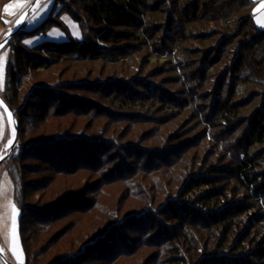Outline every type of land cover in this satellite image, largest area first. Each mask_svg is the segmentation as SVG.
I'll return each mask as SVG.
<instances>
[{
    "label": "trees",
    "instance_id": "obj_1",
    "mask_svg": "<svg viewBox=\"0 0 264 264\" xmlns=\"http://www.w3.org/2000/svg\"><path fill=\"white\" fill-rule=\"evenodd\" d=\"M155 1L154 6H149V1L146 2L145 0L66 1L63 3L66 10L69 8L68 3L75 5L78 10L77 13L74 12L75 14L69 11L70 15L81 26L89 24V27L95 30L94 41H90L89 37H85V39L80 41L70 38L62 43L45 41L30 46L28 50L38 52L40 56L35 58L30 56L32 58L22 62L24 67L20 69L24 70L25 68L26 71L39 70L44 65V55L49 57L48 59H58L68 56L71 59L76 57L77 59L87 60L97 59L98 57L101 59L104 58L103 60H106V63L109 61V63L115 65L119 61L121 63L125 61L122 60L123 57L121 56L118 59H114L115 53H139L141 50H136L137 48L144 49V47L150 46L149 50H151L152 55L146 60V63L151 65L159 63L166 64V72L164 74L172 75L173 79H170V76L163 78L161 81H165L166 83L159 85L153 80L155 75L149 78L144 76V68L139 62L140 60H135L133 64L128 66L125 72L119 75V78L115 77L117 79L116 86H122L125 88V92L127 90L129 91L130 95L127 96L128 98H119V105L123 107L122 109H137L142 107L136 103L138 97H141L145 99V102H152L157 107H163L167 102H170L169 105L177 108L175 111L178 110L181 114L185 109L191 110L192 108L193 110L194 106L192 101L194 98L190 95L189 91L191 90L185 86L186 83L184 82L187 78H192L193 81L197 79L195 77L197 70H189L193 69L196 65L193 64L190 58L188 59V57H195V53L192 52L194 49L190 47L191 42L193 40H196L198 43H203L204 41L210 42L209 35H214V32L212 31V34L210 32H203V34L205 33L204 38H200L203 34L198 35L193 28L196 25L200 26L203 24L204 21H202L201 16L199 18L198 15L191 16L189 14L188 16L190 18H186L185 22H183V20L176 16L178 11L176 4H179L178 2H174L173 4V0ZM237 1L246 9L247 14L239 18L241 24L248 22L245 28L240 29V27H236L235 34H230L228 30H230L231 24L228 22H218L217 26H220L224 30V33L219 37V41H217L218 43L214 46H208L207 49H204L206 44L195 45V48L205 52L203 58L204 66H206L205 64L208 63L207 61L210 60L211 56L214 57V61H212L213 65L208 63L211 64L208 68L211 71V69L215 68V64L221 62L224 56L223 54H228L226 45L234 41V39L238 40V48L236 50L237 59L234 63L224 66L220 78L214 83L215 85L212 84L211 91L204 93L205 95H209L208 98L212 101V109L209 112L207 111V113L204 111V114L198 110L202 118L199 117L198 112L193 114V117H195V127H198L196 131L200 133L197 136L196 141H198V144L196 146L199 145L200 140L210 141L214 143L213 151L205 152L201 158L198 155L195 159L182 163L181 170L172 177V182L165 183L164 180L163 183V181L154 180L150 181L149 185L140 186L134 183L131 184L135 188L134 192L132 188H129L131 196L139 204L132 213L126 216L129 217L131 215L134 217L132 218L133 226L131 229L137 230L139 233L153 232L158 233L162 237H167L165 232H159V227H164L168 223L177 222L179 224L178 228L180 231L175 230V234L173 236L171 235L169 241L172 242L173 238L181 243V246L178 245L176 249L177 252L179 251L178 254L181 255H176V257H180L177 264H264V153L260 156V152L252 150L255 145L264 143V120L259 119L258 115L261 113H258L256 114L257 116H254L257 117L256 119L252 118V122L246 132H237V128L242 123L238 124V126L236 125L239 117H241L239 116V108L243 106V103H241L242 99L235 100L232 103L234 97L237 96V93L235 94V90L233 89H231L232 95L234 94L232 98L225 99L223 96L226 83L231 82L232 76L234 75L237 76L236 80H239L242 84V90L237 92L242 93L244 91L245 93L247 91L245 87L253 81H255L254 83H264V30L260 29L254 20L253 12L258 1ZM218 2L219 0H205L201 6L209 11ZM2 5H0V18ZM195 5H197V2ZM239 11L236 10L235 13H243ZM163 12L165 13L164 18H155V28L149 27L146 29V31H151L148 32L149 35L146 32L143 33V30L141 32L137 31L139 24L142 22L144 24L147 15H156ZM188 26H190V29ZM42 27L46 28V26ZM216 28L213 29L217 32L221 30ZM22 33L25 34L26 32L21 29L6 44V46L11 47V52L7 62L6 85L2 98L15 112L18 123V141L15 150H22V152L14 155L12 160L19 161L25 158L27 159L31 157L30 154H26L25 151L27 149L40 147V151H46L42 154L38 153L40 155L38 159L43 164L51 166L52 169L61 175H66L68 172H72V174L77 173L76 171L78 169L75 168H78V166H80L82 171L89 166V163L92 164L93 162L96 165L95 155L90 149L93 147L95 151L97 150L95 148H99L97 153L103 155V151L106 149L105 145H115L113 141L116 140H106V134L99 133L94 138L89 137V140L88 137H85L87 135L84 134V131L72 133L68 129L65 131L56 130L49 135L31 138L27 144H21L23 135L22 121L20 120L19 110H16L19 94L15 89L19 87V80L26 72L20 73L19 64L14 65L12 57L19 53L20 49L14 44V41L19 37L23 38L24 34ZM159 33L162 35V39H164L162 44L163 48L166 45L172 44L169 50L160 48V43H156L155 37ZM144 36L148 38L147 43L150 41V44H145L146 39H143ZM231 53H235V51ZM245 59L253 63L251 64L250 70H246L247 72L241 74L236 70L235 66H237V62L239 61L237 68L240 70V61H245ZM18 62L21 63V60L19 59ZM187 70L188 72H185ZM69 81L70 83L66 85L59 84L50 86V84L42 83L38 87H42L40 91H50V89L55 88L72 89V87L73 89H84L85 84L82 79ZM73 83L78 84V86H73ZM87 83H92V81L87 80ZM134 83L137 84L136 87H141L143 91L138 90L140 92H134L130 87V84ZM175 84L181 87L177 91L181 92L183 96L179 97L178 93H174ZM165 85L169 89L165 88ZM117 89L122 90V88ZM90 91L98 93L99 89ZM200 91L198 90V93ZM101 95L104 96L106 94L103 93ZM47 96H49L48 93L45 97ZM114 97L117 98L118 94ZM62 98H65V101L71 100L69 95L62 96ZM202 100L205 101L202 106H205V110H207L209 104L207 100L203 98L199 99L200 102ZM70 110H67L66 113L69 114L71 111H74ZM260 110L262 112L264 108ZM134 115L141 116V114ZM46 117L44 116L41 121L44 122ZM218 128L220 129L219 131ZM169 137L162 138L163 140L160 139L161 142L158 144V150H144L147 153L148 160L145 161L144 158L137 157L141 160L139 164L142 162L146 163L143 169L138 171V167H126L121 162L120 165L115 167L117 170L114 175H119L118 173L120 171L121 173L127 171L131 174L130 177L137 176L140 172L145 175H150L154 171L160 170V167L155 168L153 164H155L158 158L162 159L166 156V151H163L164 149H176L174 151L179 150L178 152L183 151L184 153H188L192 147L196 148V146H192V142H188L179 147L177 144L181 140L179 136L167 144L166 142ZM81 141L86 142V145L85 143L80 144L79 142ZM175 146L177 148H174ZM116 147L118 149L121 146L116 144ZM184 147L186 149L181 150ZM211 157L212 160L210 159ZM18 169L21 171V166L17 164L16 168L14 166L8 172L14 181V202L20 213V234L25 255V264H38L37 261L39 259H42L44 264H66L67 261H73L75 264H79L80 262L85 264L87 260L86 254L90 253L92 248L96 249L99 242L108 237L110 238L111 234L116 232L117 229L114 228L115 223L118 224V221L125 222V219H116L114 224H110L107 221L105 227L98 233L88 237L86 235L78 242L70 244L67 247L65 246L62 249H60V246L58 248L56 247L55 251H58V253L53 254L46 260L47 250L55 241V239L51 238L49 243H44V248H37L35 255V259L37 260L31 262L30 240H34L32 241V245L36 249L39 242H42V238L49 234L48 231L53 227L54 223L64 221V219H67L75 212H86L84 209L87 210L90 207V202L85 199V195L89 193L87 192L89 185H86V183L82 184L80 186L81 190L76 194L71 192L56 194L50 197L49 202H45L44 206L38 205L31 210L30 207L23 204L26 198L23 189L26 187H24L23 176ZM116 177H118L116 178L118 182L127 181L130 178H125L124 176ZM139 187L147 190L148 193L143 195V191L138 190ZM74 195H78L77 197L83 195V198L74 199ZM27 211L30 212L34 220L29 224V228H25ZM198 228L209 233L206 234L205 241L202 243L201 237L197 239L196 236L189 234L190 231H195ZM28 232H30L31 236H26ZM211 241H214L215 244L212 245ZM157 247L160 246L157 244ZM184 248L186 251H184ZM93 253L97 256L102 254L97 250ZM108 258H111L110 254ZM197 260H200L199 263H197Z\"/></svg>",
    "mask_w": 264,
    "mask_h": 264
},
{
    "label": "rangeland",
    "instance_id": "obj_2",
    "mask_svg": "<svg viewBox=\"0 0 264 264\" xmlns=\"http://www.w3.org/2000/svg\"><path fill=\"white\" fill-rule=\"evenodd\" d=\"M66 1L2 0L0 2V5L4 3L2 5L0 18V43L8 36L9 32L12 33L17 25L16 22L20 20L25 11L33 5L32 10L22 26V29L26 33H22L24 34L23 38L19 37L14 41V44L20 49L19 53L12 57L13 64H19L18 67L20 73L26 72L19 80V87L15 89L19 94L16 103V110H19L20 120L22 121L23 135L21 144H27L30 142L31 138L33 139L37 136L49 135L56 130L65 131L68 129L72 133L84 131V134L87 135L85 137H88L89 140V137L94 138L99 133L106 134V140H116L113 141L115 145L108 146V144H103L106 147L105 151H103V155L97 153L99 148H95L97 149L95 151L93 150V147L91 149L89 148L95 155V161H97L96 165L93 164V162L92 164L89 163V166L82 171L80 166H78V168H75L78 169V171H76L77 173L73 174L72 172H68L66 175H61L57 173L56 170L52 169L51 166L43 164L40 159H38L40 158L38 153L42 154L46 150L40 151V147L27 149L25 152L26 154H30L31 157L15 161L14 159L12 160V157L19 152H22V150L19 151L20 149H17L9 159L0 165V193H2L0 194V249L3 255L1 256L0 254V264H6L5 261L9 264H20L17 255L13 253L12 210L9 206V201L15 204V199L14 181L8 170H11L14 166L16 168L17 164L18 166H21V171L18 170L23 176V184H25L24 187H26L23 189L24 195L26 196L23 204L30 207L31 210L38 205L44 206L45 202H49V198L56 194H64L67 192L76 194L81 190L80 186H82V184L86 183V185H89L87 191L89 193L85 195V199L90 202V207L87 208V210L84 209V211H86L84 213L75 212L67 219H64V221L54 223L53 227L48 231L49 234L43 237L45 239L42 238L43 243L39 242L36 249L35 246L32 245V241L34 240H30L29 247L31 248V262L37 260L35 259L37 248H44V243H49L51 238L55 239V241L47 250L48 253L46 254V260H48L53 254L58 253V251H55L56 247L58 248V246H60V249H62L65 246L67 247L70 244L78 242L86 235L88 237L92 236V234L98 233L105 227L107 221H109L110 224H114L116 219H125V222L118 221V224L115 223L116 225L114 228L117 230L111 234L110 238L108 237L99 242L96 249L92 248L91 252L86 254L87 260L85 261V264H177L180 257H176V255H181L178 254L179 251L177 252L176 249L178 245L181 246V243L173 238L172 242L169 241L171 235L173 236L175 234V230H179V224L177 222L168 223L164 227H159V232H165L167 237H162L158 233L157 235L153 232L139 233L137 230L135 231L131 229L133 226L132 218L134 217L131 215V217L126 216L132 213L139 204H137L138 201L131 196L129 188H132L134 192L135 188L131 185L134 183L139 184L140 186L146 184L149 185L150 181L154 180L163 181V183L164 180L165 183L172 182V177L181 170L182 163L195 159L198 155H200L201 158L204 156L205 152L213 151L214 143L210 141L200 140L199 145L196 146V144H198V141H196L197 136L200 133L196 131L198 127H195V117H193V114L195 112L197 113L198 110L204 114L212 109V101L208 98L209 95H205L204 93L211 91L212 84L216 83L218 78H220L224 66L234 63L237 59L236 50L238 48V40L234 39V41H231V43L226 45L228 54H223L224 56L222 57L221 62L215 64V68L211 69V71L208 68L211 64L213 65L212 61H214V57L211 56L210 60L207 61L211 64L207 63L205 64L206 66H204L203 58L205 52L195 48V45L206 44L204 49H207L208 46H214L218 43L217 41H219V37L224 33V30H222L220 26H217L218 22L230 23L231 28L228 30L230 34H235L236 27L244 29L248 22L241 24L239 18L247 14L246 9L237 0H219L215 7H212L209 11L201 6L205 0H171L173 4L174 2L179 3L176 4L178 9L176 16L183 20V22H185L186 18H190V16H188L189 14H191V16L198 15L199 18L200 16L202 17L201 19L204 21L203 24L200 26L196 25V27L193 28L198 35L203 34V32H210V34H212V31L214 32V35H209L210 42L204 41L203 43H198L196 40L191 42L190 47L194 49L192 52L195 53V57H188V59L190 58V60L193 61V64L196 65L193 69L189 70H197V75L195 77L198 80L196 79L193 81L192 78H187L185 81L183 80L186 83L185 86L191 90L189 93L194 98L192 101L194 107L193 110L192 108L191 110H183V113L181 114L178 110L175 111L177 108H173L169 105L170 102H167L163 107H157L155 106L156 104L152 102H145V99L141 97H138L136 103L142 107L137 109H122L123 107L119 105V98H128L127 96L130 95L129 91L127 90V92H125V88L122 86H116L117 79H115V77L119 78V75L125 72L128 66L133 64L135 60H140L139 62L144 68V76L149 78L155 75L153 80L159 85L166 83L165 81H161L163 78L170 76V79H173L172 75L164 74L166 72V64L159 63L151 65L146 63V60L152 55L151 50H149L150 46L144 47V49L137 48L136 50H141L139 53H115L116 55L114 59H118V57L121 56L123 57L122 60L126 61L123 63L119 61V63L115 65L109 63V61L106 63V60H103L104 58L101 59L98 57L97 59L87 60L77 59L76 57L71 59L68 56L58 59H48L49 57L44 55L45 62L39 70L26 71L25 68L24 70L20 69L24 67L22 62L31 59L32 57L35 58L40 56L38 52H31L28 50L30 46L45 41L62 43L70 38L80 41L85 39V37H89L90 41H94L93 37L95 30L89 27V24H84L83 29V26H81V24L69 13V11L72 13L78 12L75 5L68 3L69 8L66 10L65 5L63 4ZM145 1H149V6H154L156 3L155 0ZM196 2L197 5H195ZM8 5H12V7L9 8L8 11H5V8ZM37 5H39V7H37ZM34 9L36 15L40 18L29 23L28 21L33 18ZM236 10H240L243 13H235ZM164 17V12L156 15H147L144 24H142L143 22L140 23L137 31L141 32L143 30V33L151 32L150 30L146 31V29L149 27L155 28V18L162 19ZM74 25H79L78 29L75 28ZM42 26H46V28ZM188 28L190 29V26H188ZM213 28L221 29L222 31L219 30L220 32H217ZM53 30L57 31L53 32ZM74 31H79L80 37L73 35ZM49 33H53V35H49ZM22 34L20 35L22 36ZM147 35H149V33ZM204 35L205 33L203 36L199 37L204 38ZM162 38V35L159 33L155 37L156 43H160V48L169 50L172 44L166 45L163 48L162 44L164 39ZM143 39H146L145 44H150V41L147 43L148 38L146 36H144ZM26 40H31L33 43L30 45L25 44L24 41ZM233 51H235V53H231ZM10 52V46H4L0 49L1 96H4L6 68ZM30 56L32 57L30 58ZM142 57H144L143 60ZM19 59L21 60V63L18 62ZM247 59H245V61H240V70L237 68L239 61L237 62V66H235L236 70L241 74L247 72L246 70H250L251 64L253 63H250ZM185 72H188V70ZM236 77V75L232 76L231 82H229V80V83H226L223 96L225 99L232 98L234 94L232 95L231 89H233L235 90V94L237 93V96L234 97L232 103L235 100L242 99L241 103H243V106L239 108V116L241 117H239L236 125L238 126V124L242 122L240 127L237 128V132L243 133L248 130L252 118H257L254 117L257 116L256 114L261 113L258 117L259 119L264 120V111L261 112L260 110L264 108V83H254L255 81H253L245 87L247 88V91L241 93L237 91L242 90V84L239 80H236ZM73 79H82L85 84L83 87L84 89H73V87L72 89L55 88L52 90L50 89L51 93L49 90V92L40 91V88L42 87H38V85H41L42 83L50 84V86L59 84L66 85L67 83H70L69 80ZM87 80H91L92 83H87ZM72 85L78 86L76 83H73ZM136 85L137 84L135 83L130 84V87L134 92L141 90V87H136ZM174 86V93H178L179 97L183 96L181 92L177 91L180 90L181 87L177 84ZM117 88H122V90ZM165 88L169 89L166 85ZM94 89H99L98 93L90 91ZM198 90H201L200 93H198ZM47 93L49 96L45 97ZM103 93L106 95L102 96L101 94ZM116 94H118L117 98L114 97ZM68 95L71 97V102L65 101L66 99L62 98V96ZM200 98L207 100L209 104L207 110H205V106H202L205 101L202 100V102H200ZM69 109L74 111L70 110L71 112L68 114L66 112ZM75 111L76 113H74ZM134 114H141V116L138 117V115L135 116ZM44 116L47 117L44 119V122H42L41 119H43ZM0 125H2L3 130V135L0 136V156L3 157L9 148L6 147L8 140L13 138V130L11 122L8 119V114L1 105ZM219 130L220 129L218 128V131ZM167 136H170L166 142L167 144H169V141H174V139L179 136L181 138L177 143L179 147L188 142H192V146L194 145L196 148L192 147L188 153H184L183 151L178 152L179 150L174 151L176 149H172L173 151L168 148L164 149L163 151H166V156L162 159L158 158L155 161V164H153L155 168L160 167V170L154 171V173L150 175H145L140 172L139 175L130 177L131 174L127 171L124 173H121L120 171L118 173L119 175H114L117 170L115 167L120 165L121 162H123L126 167H138V171L143 169L146 163L142 162L139 164L141 160L137 157L144 158L145 161L148 160L147 153L144 150H158V144L161 142L160 139L166 138ZM79 143H85L86 145V142L81 141ZM96 144L100 145L98 143ZM116 144L122 148L119 147L117 149ZM174 148L177 147L175 146ZM183 149H186V147L181 150ZM128 150L130 151L129 153ZM252 150L260 152V156H262L264 153V143L261 145H255ZM207 155L209 154L207 153ZM210 159L212 160V157ZM95 166H97V168H95ZM116 176L130 178L127 181L118 182L116 181V178H118ZM138 190L143 191V195L148 193V191L144 190L142 187H139ZM77 196L78 195H74V199L83 198V195L81 197ZM23 210H25V208H23ZM110 214L113 215L110 216ZM19 215L20 213L18 210L16 216L18 233V240L16 241L17 252H19L20 249L23 251ZM33 221L30 212L27 211L25 228H29V224ZM207 233V231H203L201 228L189 232V234L196 236L197 239L201 237V243L205 241ZM26 236H31L30 232H28ZM157 244L160 247H157ZM211 244L214 245L215 242L211 241ZM95 250L103 255L101 254L100 256H97L93 253ZM184 251H186L185 248ZM109 254L111 258H108ZM89 255L90 257L88 258ZM199 261L200 260H197V263H199ZM37 262L38 264H44L42 259H39ZM23 264H25L24 252ZM66 264L75 263H73V261H67ZM79 264L84 263L80 262Z\"/></svg>",
    "mask_w": 264,
    "mask_h": 264
},
{
    "label": "snow or ice",
    "instance_id": "obj_3",
    "mask_svg": "<svg viewBox=\"0 0 264 264\" xmlns=\"http://www.w3.org/2000/svg\"><path fill=\"white\" fill-rule=\"evenodd\" d=\"M11 7H12V5L6 6L5 11H8V9L11 8ZM37 7H39V5H37ZM261 8H264V4L261 5ZM258 11H259V9H254L253 15H255V13L258 12ZM39 18L40 17L36 15L35 9H34L33 18H32V20H29L28 22L31 23V22H33V20L39 19ZM24 19H27V17L25 16V17H22L21 18V20H24ZM21 20H18L16 22L17 25H19L21 23ZM257 23H260L261 26L264 27V22H261V21L258 20ZM74 27L78 29L79 25H74ZM56 31L57 30H53V32H56ZM10 34L11 33L9 32V35ZM49 35H53V33H49ZM73 35H75L77 37H80L79 31H74L73 32ZM24 43L30 45V44L33 43V41L26 40V41H24ZM2 47H3V44H0V48H2ZM3 103L4 102L2 100H0V105H3ZM8 115H9V118H11V113L10 112L8 113ZM2 135H3V130H2V125H0V136H2ZM13 135H14V132H13ZM6 147H9V148L14 147V144H13V140L12 139H9L8 140ZM0 159H3V157L0 156ZM0 194H2V193H0ZM9 206H10V208L12 210L13 253L17 255V259L20 261V264H23V251H22V249H20V251L17 252V246H16V241L18 240L17 223H16V216H17V213H18V209L16 208V205L14 203H11L10 201H9Z\"/></svg>",
    "mask_w": 264,
    "mask_h": 264
},
{
    "label": "water",
    "instance_id": "obj_4",
    "mask_svg": "<svg viewBox=\"0 0 264 264\" xmlns=\"http://www.w3.org/2000/svg\"><path fill=\"white\" fill-rule=\"evenodd\" d=\"M36 3V2H35ZM32 7L33 5H31L26 11L25 13L23 14L22 17H27L28 14L30 13V11L32 10ZM21 17V18H22ZM21 20V19H20ZM25 20H21V23L19 25H16L15 29L12 31V33L8 36L0 43V44H3V47L6 46V44L10 41L11 38H13L18 32H20V30L22 29V26L23 24L25 23ZM1 49V48H0ZM0 100H2L4 103L3 105H1L4 110L7 112V114L10 112L11 113V118H9V115H8V119L9 121L11 122V125H12V130L14 132V135H13V144H14V147H11V148H8V151L6 152V154L3 156V159H0V165L2 163H4L10 156L11 154L13 153V151L15 150L16 146H17V141H18V123H17V120H16V115H15V112L6 104V102L4 101V99L2 98V96L0 95ZM6 106V107H5ZM0 254L1 256L2 253H1V249H0ZM5 260V259H4ZM6 264H9L7 261H5Z\"/></svg>",
    "mask_w": 264,
    "mask_h": 264
},
{
    "label": "crops",
    "instance_id": "obj_5",
    "mask_svg": "<svg viewBox=\"0 0 264 264\" xmlns=\"http://www.w3.org/2000/svg\"><path fill=\"white\" fill-rule=\"evenodd\" d=\"M257 1H258V3L256 5L255 9H259V11L255 13L254 20H255L256 25L260 29L264 30V27H262L260 23H257L258 20L261 22H264V8H261V5L264 4V0H257Z\"/></svg>",
    "mask_w": 264,
    "mask_h": 264
}]
</instances>
